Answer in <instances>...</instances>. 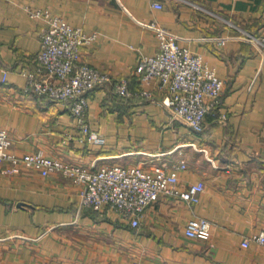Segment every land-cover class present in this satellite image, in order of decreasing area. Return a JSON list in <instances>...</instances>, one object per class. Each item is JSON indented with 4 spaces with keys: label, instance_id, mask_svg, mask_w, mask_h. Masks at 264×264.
Returning <instances> with one entry per match:
<instances>
[{
    "label": "crops",
    "instance_id": "1",
    "mask_svg": "<svg viewBox=\"0 0 264 264\" xmlns=\"http://www.w3.org/2000/svg\"><path fill=\"white\" fill-rule=\"evenodd\" d=\"M30 8L96 35L83 59L111 81L89 93L87 121L104 146L80 140L70 101L25 92L44 27ZM152 23L222 79L225 121L209 115L202 132L190 130L163 103L159 82L136 73L143 56L160 51ZM248 35L264 36V0H0V129L11 153L42 151L89 170L175 171L182 188L205 186L197 204L160 196L136 228L113 208L81 207L80 186L61 174L0 162V264H264L256 240L264 230V50ZM121 79L129 97L116 93ZM182 161L188 167L174 170ZM198 217L212 223L209 239L185 234Z\"/></svg>",
    "mask_w": 264,
    "mask_h": 264
},
{
    "label": "built area",
    "instance_id": "2",
    "mask_svg": "<svg viewBox=\"0 0 264 264\" xmlns=\"http://www.w3.org/2000/svg\"><path fill=\"white\" fill-rule=\"evenodd\" d=\"M162 8L161 2H154ZM33 19L44 21L40 32V50L34 58L36 71L28 74L25 92L46 97L57 102H71L72 115L76 119L80 140L104 146L106 138L92 130L87 121L89 93L111 81L107 71L91 66L83 59V50L96 39L80 26H73L62 17L44 8H30ZM160 39V51L153 56H143L136 67L142 80H156L164 95L163 103L173 109L174 116L183 120L190 130L202 132L209 115L218 121L227 119L221 107L222 79L199 54H192L179 44L178 36L168 29L152 23L149 25ZM247 39L264 50V36L248 35ZM223 45L226 38H217ZM116 93L129 97L128 81L121 79L114 84ZM143 96H150L146 90ZM11 142L5 130L0 129V162L9 161L14 166L30 164L42 175L57 173L69 178L81 188V207L104 212L113 208L119 216L138 228L145 209L160 196L180 198L197 204L204 191V183L197 182L188 188L180 186L177 173L159 170L150 173L141 167L125 165L102 166L89 170L77 163L46 155L42 151L17 156L10 152ZM188 167L185 161L174 166V170ZM212 223L205 217L191 219L185 226L188 237L209 239ZM264 247V230L257 238ZM245 246L248 241H244ZM134 264H141L135 262ZM218 264V263H213Z\"/></svg>",
    "mask_w": 264,
    "mask_h": 264
}]
</instances>
